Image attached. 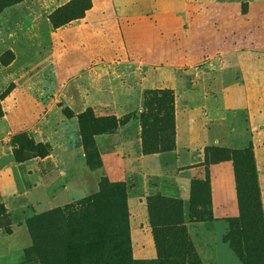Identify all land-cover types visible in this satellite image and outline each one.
<instances>
[{"label": "rangeland", "instance_id": "374dc122", "mask_svg": "<svg viewBox=\"0 0 264 264\" xmlns=\"http://www.w3.org/2000/svg\"><path fill=\"white\" fill-rule=\"evenodd\" d=\"M67 1L23 0L0 12V56L8 59L0 61V264H38L26 253L32 238L25 220L95 194L101 179L122 186L129 253L137 264H190L177 255L183 237L198 264H243L224 239L227 220L240 212L235 159L219 161L231 164L235 214L215 218L208 167L219 162L203 158L187 201L155 191V179L146 181L139 197L135 173L112 179L104 165L134 166V156L124 158L120 139H129L130 151L137 140L141 151L144 95L167 89L174 132L177 114L180 129L197 132L193 149L204 141L209 155L216 148H228V154L251 150L264 222V0H91L83 17L53 27L49 14ZM88 107L96 116H136L116 129V142L103 141L112 133L94 136L100 165L93 168L76 117ZM164 113L154 101L145 129L159 145L172 136ZM33 148L49 151L38 155ZM14 151L27 158L15 160ZM147 198L159 217L165 212L161 198L182 201L173 230H161V248Z\"/></svg>", "mask_w": 264, "mask_h": 264}, {"label": "trees", "instance_id": "16d2710c", "mask_svg": "<svg viewBox=\"0 0 264 264\" xmlns=\"http://www.w3.org/2000/svg\"><path fill=\"white\" fill-rule=\"evenodd\" d=\"M21 1L23 0H0V12L5 7ZM90 7L91 0H68L54 9L48 19L53 27H59L71 20L83 17L84 12ZM7 53L11 58V52ZM0 61L7 63L8 59L0 56ZM154 101L161 104L165 111L164 124L172 135L168 144L159 145L145 135ZM142 106L143 111L139 114L142 154L172 150L175 135L172 92L167 89L148 91L144 95ZM66 115H72L68 108ZM76 117L84 157L88 166L93 168L100 165L94 136L113 133L120 125L136 116L132 112L119 118L115 115L96 116L88 107L85 111L77 113ZM16 138L25 139L22 135ZM27 143L30 141L27 140ZM37 146L41 145L37 144ZM31 148L28 147V150ZM33 150L38 155H46L49 151L48 148L40 152L35 148ZM215 150L209 155L208 148H205L204 160L213 163L231 157L237 161L234 171L240 212L237 218L227 220L228 227L224 239L229 242L243 264H264V222L257 173L251 150L233 149L230 154H228V148H216ZM13 155L17 161L27 158L17 151H14ZM114 194H116L115 202L111 203L109 200ZM152 204L151 198H147L149 223L156 246L161 248V230H173V213L180 210L182 201L161 198L159 206L164 207L165 210L161 217L158 216L159 213L155 214L157 209L153 210ZM103 206L104 209H102ZM25 225L32 238V246L26 250V253L28 258L34 254L38 264H137L131 259L129 253L125 198L120 183H110L106 179H101L99 190L95 194L65 204L63 207H55L44 213L28 217ZM185 240L183 237L185 247H181L177 255H181V258L185 256L190 264H198L196 252Z\"/></svg>", "mask_w": 264, "mask_h": 264}, {"label": "crops", "instance_id": "0c3cea01", "mask_svg": "<svg viewBox=\"0 0 264 264\" xmlns=\"http://www.w3.org/2000/svg\"><path fill=\"white\" fill-rule=\"evenodd\" d=\"M180 110L183 111L182 108ZM196 127L198 128V126H195V129ZM193 129L192 126H189L188 129L183 127L180 129L179 117L176 114L175 146L172 150L162 153L142 154L137 140L136 145L130 151L129 139L122 140L121 138L119 148H123L125 151L123 152L125 157H123L131 159L134 156L135 161H131L134 166L131 167L129 165L125 169L119 166L104 165L105 173L112 179L122 178L125 180L128 174L135 173L138 180L136 181V190L139 197L146 190V181L155 179L156 184L152 183V188L155 191L187 201L190 196V182L193 178L199 176L200 167L203 169L201 162L204 158V141L202 142L203 146L197 150L191 146L193 141L198 142L195 138L197 132H194ZM104 136L107 138L103 139V141L108 142L111 140L116 142L119 132ZM100 139L98 138V142L101 141ZM209 139H212V136ZM108 144L113 143L109 142ZM115 150L117 151L116 146ZM208 171L213 217L234 215L236 205L231 164L228 161L211 164L208 167ZM259 181L262 187L261 175L259 176ZM223 221L226 222V220Z\"/></svg>", "mask_w": 264, "mask_h": 264}]
</instances>
